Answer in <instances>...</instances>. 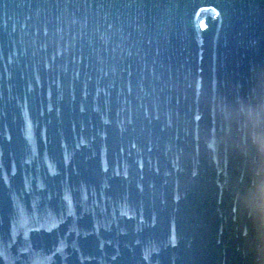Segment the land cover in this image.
<instances>
[{"label":"water","instance_id":"1","mask_svg":"<svg viewBox=\"0 0 264 264\" xmlns=\"http://www.w3.org/2000/svg\"><path fill=\"white\" fill-rule=\"evenodd\" d=\"M259 6V0H0V117L7 123L0 128V264H264V239L252 244L251 233L241 231L253 215L248 192L263 198L264 186L256 175L244 198L220 190L225 183L239 189L245 163L223 155L219 121L202 134L198 123L182 118L180 134L187 128L201 145L161 148L146 141L153 109L139 108L142 96L154 103L157 97L149 82L160 67L139 53L151 24L164 21L185 37L228 31L241 41L227 21L254 23ZM132 18L143 28L136 37L129 33ZM160 36L155 42L167 58L173 41L163 44ZM248 43L259 49L256 40ZM169 70L176 76L166 86L180 101L188 92L180 80L192 68L162 71ZM180 105L176 100L173 114ZM98 132L108 139L96 142ZM60 142H75L73 151L58 154ZM92 145L97 150L85 152ZM207 160L210 176L191 177L193 167L206 171ZM59 161L82 169L80 181ZM171 190L176 201L167 205L186 222L176 227L188 232L178 230L177 240L166 243L152 216ZM88 207L108 222L91 240L86 229H93L79 218Z\"/></svg>","mask_w":264,"mask_h":264}]
</instances>
